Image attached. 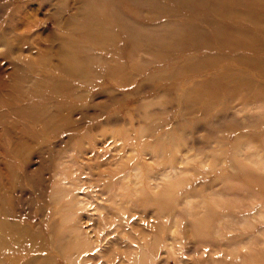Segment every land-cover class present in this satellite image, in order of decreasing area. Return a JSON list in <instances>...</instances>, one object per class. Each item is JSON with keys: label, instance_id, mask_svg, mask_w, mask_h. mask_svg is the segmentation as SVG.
<instances>
[{"label": "rangeland", "instance_id": "obj_1", "mask_svg": "<svg viewBox=\"0 0 264 264\" xmlns=\"http://www.w3.org/2000/svg\"><path fill=\"white\" fill-rule=\"evenodd\" d=\"M0 264H264V0H0Z\"/></svg>", "mask_w": 264, "mask_h": 264}, {"label": "bare ground", "instance_id": "obj_2", "mask_svg": "<svg viewBox=\"0 0 264 264\" xmlns=\"http://www.w3.org/2000/svg\"><path fill=\"white\" fill-rule=\"evenodd\" d=\"M68 50V54H67V63L68 65L72 62V61H76V54L73 51H70L71 46L69 47ZM72 49V48H71ZM78 70H80V67H78ZM67 69L66 72H68L69 74L73 75L76 74V70L72 71V72ZM37 105V104H36ZM39 105V104H38ZM31 113V115L33 116L32 119H34L37 122V125L41 126V130L42 132H46V133H53V131L55 130V125H54V117L52 115L47 114L46 117L44 116L45 113V109L44 106L39 105L38 107L34 105H31L28 109Z\"/></svg>", "mask_w": 264, "mask_h": 264}]
</instances>
